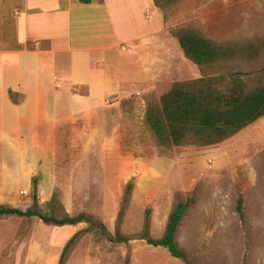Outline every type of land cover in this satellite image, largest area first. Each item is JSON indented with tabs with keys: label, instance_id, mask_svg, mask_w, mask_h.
<instances>
[{
	"label": "rangeland",
	"instance_id": "374dc122",
	"mask_svg": "<svg viewBox=\"0 0 264 264\" xmlns=\"http://www.w3.org/2000/svg\"><path fill=\"white\" fill-rule=\"evenodd\" d=\"M163 12L167 34L191 28L217 43L254 44V53L227 59L223 72L264 82V0H179ZM74 27L83 45L108 41L99 23ZM163 35L149 36L130 53L147 65L154 62L148 54L166 56L169 46L156 47ZM67 55L56 53L53 67L48 60L32 61L20 68L19 79L15 65L3 67L0 207L30 209L35 192L44 215L85 213L97 223L55 225L36 216L1 215L0 264H186L145 237L160 238L170 212L187 200L175 240L188 260L264 264V116L214 145L167 147L148 126L146 108L174 82L201 77L199 66L181 52L175 74L139 83L113 53L101 65L92 64L88 52L74 65ZM30 78L40 93L30 89L19 109V94L13 92V101L9 89Z\"/></svg>",
	"mask_w": 264,
	"mask_h": 264
},
{
	"label": "crops",
	"instance_id": "0c3cea01",
	"mask_svg": "<svg viewBox=\"0 0 264 264\" xmlns=\"http://www.w3.org/2000/svg\"><path fill=\"white\" fill-rule=\"evenodd\" d=\"M73 18V25L78 28L86 22L104 26L107 43L83 45L79 41L80 29L77 34L72 29ZM160 33L165 35L161 43L157 41L156 47L169 46L166 56L160 58L148 54L154 62L147 65L135 52L130 53L133 47L145 46L149 36ZM175 39L167 34L164 12L153 0H91L89 3L80 0H0V81L3 67L6 66L15 65L19 79L20 68L29 66L32 61L44 64L48 60L53 67L55 54L64 53L68 54L74 65L78 54L88 52L93 59L92 64L98 60V64H103L106 53H113L119 57L118 61L124 69L129 71V79L139 83L155 82L176 73L175 58H182V50L177 48L175 43L178 41ZM72 82L70 88L75 90L78 83ZM82 85L86 87L89 84ZM57 86H60L59 83ZM33 87H38L34 91L40 93L41 86L32 78L18 84L15 91L9 89L19 94L20 99L16 104L19 109L29 100ZM132 92L129 90L128 94ZM34 105L29 104L28 107Z\"/></svg>",
	"mask_w": 264,
	"mask_h": 264
},
{
	"label": "trees",
	"instance_id": "16d2710c",
	"mask_svg": "<svg viewBox=\"0 0 264 264\" xmlns=\"http://www.w3.org/2000/svg\"><path fill=\"white\" fill-rule=\"evenodd\" d=\"M80 1L89 3L91 0ZM177 1L179 0H153L162 10ZM172 35L177 39L184 57L199 66L203 74L199 78L174 82L160 96L159 102L148 104L145 119L160 144L167 147L214 145L264 116V82L257 80L255 84H250L245 81L240 71L223 72L227 59L242 56L243 53H254V44L246 43L248 46L235 47L217 43L191 28H177ZM13 95L15 93L10 91L12 100ZM32 187L35 190V182ZM32 201L33 207L26 210L11 206L0 207V216H36L45 223L55 225L75 224L80 221L97 223L85 213L62 218L42 214L37 206L35 192ZM190 204L191 201L187 200L175 205L160 238L145 237L147 244L166 248L171 256L182 259L186 264L193 263L177 247L175 233ZM242 205L243 200L239 198L236 211L241 218ZM98 225L105 229L102 223L98 222ZM73 238L74 236L68 244Z\"/></svg>",
	"mask_w": 264,
	"mask_h": 264
}]
</instances>
